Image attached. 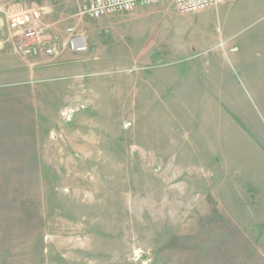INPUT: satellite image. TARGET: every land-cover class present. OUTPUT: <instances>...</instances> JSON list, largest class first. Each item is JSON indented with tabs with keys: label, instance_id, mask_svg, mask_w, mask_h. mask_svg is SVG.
I'll use <instances>...</instances> for the list:
<instances>
[{
	"label": "rangeland",
	"instance_id": "374dc122",
	"mask_svg": "<svg viewBox=\"0 0 264 264\" xmlns=\"http://www.w3.org/2000/svg\"><path fill=\"white\" fill-rule=\"evenodd\" d=\"M73 1L89 52L51 60L9 21L38 11L46 40L69 2L0 0V264H264V0Z\"/></svg>",
	"mask_w": 264,
	"mask_h": 264
},
{
	"label": "built area",
	"instance_id": "2783aa9c",
	"mask_svg": "<svg viewBox=\"0 0 264 264\" xmlns=\"http://www.w3.org/2000/svg\"><path fill=\"white\" fill-rule=\"evenodd\" d=\"M235 0H88L82 8V15L89 20H99L117 14L133 12L140 7L170 2L183 15L198 12ZM38 11H27L14 15L9 26L17 39L16 52L23 58L59 59L64 53L86 54L89 52L88 36L75 28L67 30V38L61 41L44 40L39 23Z\"/></svg>",
	"mask_w": 264,
	"mask_h": 264
},
{
	"label": "crops",
	"instance_id": "0c3cea01",
	"mask_svg": "<svg viewBox=\"0 0 264 264\" xmlns=\"http://www.w3.org/2000/svg\"><path fill=\"white\" fill-rule=\"evenodd\" d=\"M67 1L69 2V3H67L68 5L63 2L64 4L67 5V6L65 5L66 7L62 6V5L61 6L59 5L60 7L58 6V8H57V6L56 7H50V6L48 7L49 10H47V13H51V11H52V14L54 13L55 15L54 14L53 15L52 14L51 15L47 14V15H43L42 16V22L43 23L41 22V26L43 27V30L45 31L44 32L45 33L44 36L46 37V39H50V40L54 39V41H61L63 39H66V37H67L66 31L67 30L66 31L64 30L65 27H63L64 25H62L63 21L58 18V16L60 14H59V12H57V9L58 10L60 8L67 9V10L64 11L63 14L64 15L67 14L66 13V11H67L68 13H70V16H74V14H75L74 11L79 6V5L75 4V1H73V0L72 1L71 0L70 1L67 0ZM71 19H73V17L68 18V19L65 18L66 21L68 20L70 22H71ZM8 29H9V27H8ZM9 34H10V31H9ZM51 41H53V40H51ZM6 50H10L9 52H7V57L9 56L11 58V60H12V63H13L12 65H10V63L7 62L9 64L7 67H15L16 68V72H17L16 73L17 76H20V74H22V71H21V69L19 70V67H22V65H23V63H21L20 61H21V59L22 60H24V59L23 58L20 59L19 55L15 54L13 48L12 49L11 48L10 49L6 48ZM75 55H79V54H75ZM14 56H16L17 58H15ZM63 64L68 65V66H73L75 63L64 62ZM28 65L30 66V68H29L30 72H28L30 75H35V74L38 73V68H36V69L34 68L35 70H33V67L37 66L38 63L35 62V63H30ZM56 67H58V66H56ZM54 69H56V68H54ZM49 71H51V70H49ZM46 72H44L43 74H45Z\"/></svg>",
	"mask_w": 264,
	"mask_h": 264
}]
</instances>
